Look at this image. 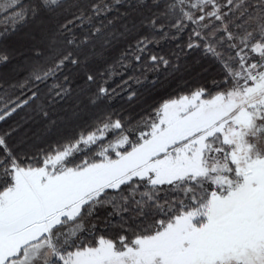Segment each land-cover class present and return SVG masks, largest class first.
<instances>
[{"label": "snow or ice", "instance_id": "1", "mask_svg": "<svg viewBox=\"0 0 264 264\" xmlns=\"http://www.w3.org/2000/svg\"><path fill=\"white\" fill-rule=\"evenodd\" d=\"M0 264H264V0H0Z\"/></svg>", "mask_w": 264, "mask_h": 264}, {"label": "trees", "instance_id": "2", "mask_svg": "<svg viewBox=\"0 0 264 264\" xmlns=\"http://www.w3.org/2000/svg\"><path fill=\"white\" fill-rule=\"evenodd\" d=\"M117 83H119V82L117 81Z\"/></svg>", "mask_w": 264, "mask_h": 264}]
</instances>
